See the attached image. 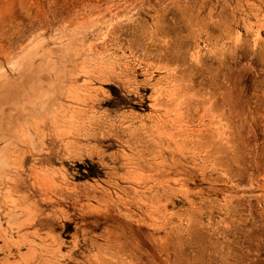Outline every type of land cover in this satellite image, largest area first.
Here are the masks:
<instances>
[{
  "label": "rangeland",
  "instance_id": "374dc122",
  "mask_svg": "<svg viewBox=\"0 0 264 264\" xmlns=\"http://www.w3.org/2000/svg\"><path fill=\"white\" fill-rule=\"evenodd\" d=\"M0 264H264V0H0Z\"/></svg>",
  "mask_w": 264,
  "mask_h": 264
},
{
  "label": "bare ground",
  "instance_id": "6f19581e",
  "mask_svg": "<svg viewBox=\"0 0 264 264\" xmlns=\"http://www.w3.org/2000/svg\"><path fill=\"white\" fill-rule=\"evenodd\" d=\"M206 105H207V104H206ZM167 109H168V108H167ZM207 111H208V110H207ZM207 116H208V115H207ZM203 117H204V116H203ZM200 122H201V121H200ZM161 125H162V124H161ZM161 125H160V126H161ZM174 139H175V138H174ZM92 258H93V257H92Z\"/></svg>",
  "mask_w": 264,
  "mask_h": 264
}]
</instances>
